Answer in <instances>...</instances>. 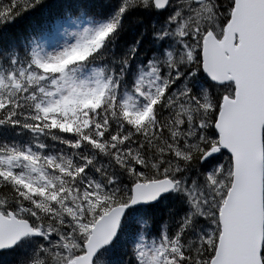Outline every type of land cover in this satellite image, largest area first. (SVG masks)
<instances>
[{
  "label": "snow or ice",
  "instance_id": "1",
  "mask_svg": "<svg viewBox=\"0 0 264 264\" xmlns=\"http://www.w3.org/2000/svg\"><path fill=\"white\" fill-rule=\"evenodd\" d=\"M0 264H264V0H0Z\"/></svg>",
  "mask_w": 264,
  "mask_h": 264
},
{
  "label": "trees",
  "instance_id": "2",
  "mask_svg": "<svg viewBox=\"0 0 264 264\" xmlns=\"http://www.w3.org/2000/svg\"><path fill=\"white\" fill-rule=\"evenodd\" d=\"M140 15H143V13L134 12L125 18L124 24L126 26V31L123 32V35L120 37V40L117 42V44L121 46V50L123 49V47H126L127 45L134 43L140 31L142 30L143 25L137 23L135 19V17ZM146 43L147 41H144V44Z\"/></svg>",
  "mask_w": 264,
  "mask_h": 264
}]
</instances>
